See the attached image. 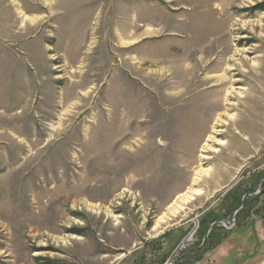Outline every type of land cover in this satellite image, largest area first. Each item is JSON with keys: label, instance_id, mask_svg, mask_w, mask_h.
<instances>
[{"label": "rangeland", "instance_id": "1", "mask_svg": "<svg viewBox=\"0 0 264 264\" xmlns=\"http://www.w3.org/2000/svg\"><path fill=\"white\" fill-rule=\"evenodd\" d=\"M261 255L264 0H0V264Z\"/></svg>", "mask_w": 264, "mask_h": 264}, {"label": "bare ground", "instance_id": "2", "mask_svg": "<svg viewBox=\"0 0 264 264\" xmlns=\"http://www.w3.org/2000/svg\"><path fill=\"white\" fill-rule=\"evenodd\" d=\"M45 6H51L53 7L54 5H52L50 2H49V5H46ZM17 14L21 20V17L23 15V11L20 9H18L17 11ZM24 21V25L25 23H32L33 21L31 20H28V18L26 20H23ZM21 28H25V26H20ZM146 30L149 31L151 30V28L147 27L146 26ZM133 35V34H132ZM133 36H131L132 38ZM137 37V36H136ZM216 48V46L214 47ZM214 48H212V45H210V47L206 48V50H201L199 52H203L204 54H206L207 52V49L208 50H211L210 53L212 54L213 53V50ZM222 51L220 52V57L218 58L219 60V63L217 62V70L220 71V74L221 75L220 77L219 76H215V79L218 81V82H222V84L220 83L221 85V92H224V94L226 95L225 98H226V101L229 102V98L232 97V94L234 92V88H225L227 85H231L230 84V81H227L226 79V75L229 74L230 72L234 71V66L232 67L231 65H229L230 61H232L234 59V56H230L229 59L226 58L227 54L229 53L230 51V47H227V44H224L222 46ZM196 52H198V50L192 52V54H195ZM209 53V54H210ZM198 54V53H197ZM208 54V53H207ZM208 54V55H209ZM219 55V54H218ZM205 59V58H204ZM202 61V60H201ZM237 61V60H235ZM254 61V60H253ZM253 64H255V61L253 62ZM256 67V66H255ZM254 67V68H255ZM187 68V67H186ZM259 69V68H258ZM188 70V69H187ZM257 71V70H256ZM188 72V71H187ZM258 72V71H257ZM123 77V76H122ZM219 78V79H217ZM221 78L224 80H221ZM232 86V85H231ZM242 88V87H240ZM225 89V90H224ZM233 103V102H232ZM222 118V117H221ZM222 121V120H221ZM213 130V129H212ZM216 131V130H215ZM222 142L219 141L215 136L214 134H211L209 135L206 140H205V143L203 144L202 148H201V155H200V158L201 160H205L207 158V154L208 153H211V152H215V146L216 145H221ZM208 174V170L202 168V167H199V169L196 170L195 174H194V183L193 184H196L197 181L200 180V178L204 175H207ZM197 190L195 189H188V191L186 193H182L180 195H178L174 200L173 202L170 204V206L167 208L168 209V212L171 213V214H175L179 209H182V206L187 203L190 199H191V196L193 194H196ZM164 217L162 218H159V225L158 227L160 226V224L164 223Z\"/></svg>", "mask_w": 264, "mask_h": 264}, {"label": "water", "instance_id": "3", "mask_svg": "<svg viewBox=\"0 0 264 264\" xmlns=\"http://www.w3.org/2000/svg\"><path fill=\"white\" fill-rule=\"evenodd\" d=\"M213 227V226H212ZM211 227V228H212ZM196 230H194L190 235H188L184 241L181 243V245L179 246L178 250H182L185 246L186 243H188L194 236ZM166 264H174V260H169Z\"/></svg>", "mask_w": 264, "mask_h": 264}, {"label": "crops", "instance_id": "4", "mask_svg": "<svg viewBox=\"0 0 264 264\" xmlns=\"http://www.w3.org/2000/svg\"><path fill=\"white\" fill-rule=\"evenodd\" d=\"M262 253V252H261ZM253 255V254H252ZM262 256V255H261ZM255 259V257L249 258L247 260V262H250L251 264H264V256H262V258L258 259V260H253ZM247 264V263H246Z\"/></svg>", "mask_w": 264, "mask_h": 264}, {"label": "trees", "instance_id": "5", "mask_svg": "<svg viewBox=\"0 0 264 264\" xmlns=\"http://www.w3.org/2000/svg\"><path fill=\"white\" fill-rule=\"evenodd\" d=\"M246 205V203H244V206ZM216 223V222H215ZM217 224V223H216ZM217 226L215 225L213 228H212V231L210 232V235L209 236H211L212 235V233L217 229L216 228ZM207 228H208V226L205 228V230L207 231ZM208 240H209V238H208ZM207 243H208V241H206ZM201 245H202V243H201ZM200 246V245H199ZM199 248V247H198ZM194 253H196V252H198L197 250H195V251H193Z\"/></svg>", "mask_w": 264, "mask_h": 264}]
</instances>
